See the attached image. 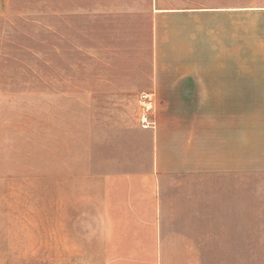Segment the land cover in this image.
<instances>
[{
  "label": "rangeland",
  "instance_id": "374dc122",
  "mask_svg": "<svg viewBox=\"0 0 264 264\" xmlns=\"http://www.w3.org/2000/svg\"><path fill=\"white\" fill-rule=\"evenodd\" d=\"M159 1L227 7L201 15L190 51L193 65L227 66V108H208L226 117L227 251L201 253L209 264H264V0ZM96 2L127 11L138 28L148 4L10 0L0 17V264H111L112 252L96 249V220L86 217L95 213L82 210L72 179L82 144L72 104L81 29L95 26ZM124 24L100 16L99 33L122 34ZM134 254L147 264V252Z\"/></svg>",
  "mask_w": 264,
  "mask_h": 264
},
{
  "label": "crops",
  "instance_id": "0c3cea01",
  "mask_svg": "<svg viewBox=\"0 0 264 264\" xmlns=\"http://www.w3.org/2000/svg\"><path fill=\"white\" fill-rule=\"evenodd\" d=\"M147 3L139 28L127 11L99 2L90 34L83 23L72 101L82 144L72 179L111 264L114 252L138 264L140 251L147 264H209L201 252L227 251L226 117L208 113L227 108V66L193 65L190 51L201 15L227 7ZM9 11L10 0H0V17ZM100 16L124 22L122 34L101 35ZM143 108L153 127L141 126Z\"/></svg>",
  "mask_w": 264,
  "mask_h": 264
},
{
  "label": "built area",
  "instance_id": "2783aa9c",
  "mask_svg": "<svg viewBox=\"0 0 264 264\" xmlns=\"http://www.w3.org/2000/svg\"><path fill=\"white\" fill-rule=\"evenodd\" d=\"M139 96L142 100H145L148 98L149 94L145 93V92H141L139 94ZM138 119H139L141 126H143V127H153L155 125V120L149 116V114L145 108H143L140 111V113L138 115Z\"/></svg>",
  "mask_w": 264,
  "mask_h": 264
}]
</instances>
